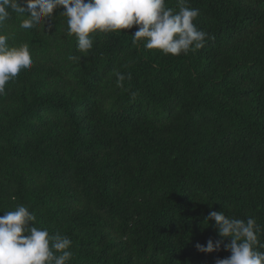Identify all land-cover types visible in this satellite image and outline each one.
Wrapping results in <instances>:
<instances>
[{
    "label": "trees",
    "instance_id": "trees-1",
    "mask_svg": "<svg viewBox=\"0 0 264 264\" xmlns=\"http://www.w3.org/2000/svg\"><path fill=\"white\" fill-rule=\"evenodd\" d=\"M187 6L208 37L178 56L133 45L136 25L81 53L59 6L0 27L33 61L0 95V216L26 206L70 264H215L230 251L195 247L221 239L214 210L254 217L264 251V0Z\"/></svg>",
    "mask_w": 264,
    "mask_h": 264
},
{
    "label": "clouds",
    "instance_id": "clouds-1",
    "mask_svg": "<svg viewBox=\"0 0 264 264\" xmlns=\"http://www.w3.org/2000/svg\"><path fill=\"white\" fill-rule=\"evenodd\" d=\"M177 3L178 12L166 8L165 0H0V27L11 11L26 14L21 28H33L50 18L59 6L67 18V34H75L81 53L92 49L91 33L130 29L136 25L133 45L143 38L145 48L178 56L203 47L208 34L193 23L199 10L188 7V0H177ZM32 63L27 44L9 46L8 36L0 34V95L4 94L5 85L16 78L22 68L29 69ZM115 75L118 87L123 86L126 78L131 79L130 74L126 77L119 71ZM205 220L208 224L215 222L221 239L213 241L210 238L206 244L197 243V250L211 253L223 246L231 253L226 258H217L215 264H264V251L256 247L259 226L254 217L245 221L214 210ZM34 221L35 216L24 205L0 216V264H70L72 240L59 233L50 236L47 229H38L33 223L29 225ZM226 238H230L227 243L224 242Z\"/></svg>",
    "mask_w": 264,
    "mask_h": 264
}]
</instances>
